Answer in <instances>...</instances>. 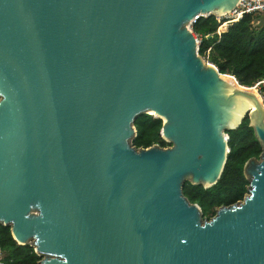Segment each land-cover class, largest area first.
I'll return each instance as SVG.
<instances>
[{
  "label": "water",
  "instance_id": "1",
  "mask_svg": "<svg viewBox=\"0 0 264 264\" xmlns=\"http://www.w3.org/2000/svg\"><path fill=\"white\" fill-rule=\"evenodd\" d=\"M241 1L0 0V223L37 264H264V100L191 28ZM141 113L170 147L133 145ZM246 116L248 193L205 218L184 184L217 183Z\"/></svg>",
  "mask_w": 264,
  "mask_h": 264
},
{
  "label": "trees",
  "instance_id": "2",
  "mask_svg": "<svg viewBox=\"0 0 264 264\" xmlns=\"http://www.w3.org/2000/svg\"><path fill=\"white\" fill-rule=\"evenodd\" d=\"M226 20V17L210 14L200 16L192 22L194 34L201 37L199 53L222 74L233 75L242 86L254 87L264 79V14L245 13L218 34V28ZM259 91L264 94V85L260 86ZM134 124L137 129L132 140L134 146L146 148L154 144L162 147L170 144L162 138L161 118L141 113L135 118ZM226 133L230 150L217 183L204 187L187 180L183 187L185 196L200 205L205 218L214 216L222 205L227 206L243 200L249 186L244 164L251 157L259 158L262 152V145L248 116L237 128L226 130ZM41 258L32 245L19 244L14 239L9 225L0 223V262L37 264Z\"/></svg>",
  "mask_w": 264,
  "mask_h": 264
},
{
  "label": "built area",
  "instance_id": "3",
  "mask_svg": "<svg viewBox=\"0 0 264 264\" xmlns=\"http://www.w3.org/2000/svg\"><path fill=\"white\" fill-rule=\"evenodd\" d=\"M245 13L264 14V0H242L241 3L237 6V8L228 14L233 15L234 16L233 19L237 20L238 18L242 17ZM233 19L227 20V23H225L226 26H228L229 23L233 22ZM219 28L217 32L218 34H221V32H223L225 28H222L221 30ZM200 42H201V37H199V44ZM261 85H264V79L260 80L257 83V86L259 88Z\"/></svg>",
  "mask_w": 264,
  "mask_h": 264
},
{
  "label": "rangeland",
  "instance_id": "4",
  "mask_svg": "<svg viewBox=\"0 0 264 264\" xmlns=\"http://www.w3.org/2000/svg\"><path fill=\"white\" fill-rule=\"evenodd\" d=\"M219 17H226L227 18V20H232L233 18H234V16L233 15H230V14H228V15H224V16H219ZM227 20H226V22H224L222 25H221V27L219 28L220 30L222 29V28H225L226 27V24L225 23H227ZM234 20V19H233ZM200 45V44H199ZM203 58L205 59V61L206 62H209V63H212V62H210V61H208L207 59H206V57L205 56H203ZM256 89H257V91H258V93L260 94V96L262 97V99L264 100V94L263 93H261L260 91H259V87L256 85V86H254ZM165 141H167V143H170V142H168L169 140H166L165 139ZM158 145V144H157ZM172 144L170 143V144H168V145H166V146H163V147H170ZM0 263H2V262H0Z\"/></svg>",
  "mask_w": 264,
  "mask_h": 264
},
{
  "label": "bare ground",
  "instance_id": "5",
  "mask_svg": "<svg viewBox=\"0 0 264 264\" xmlns=\"http://www.w3.org/2000/svg\"><path fill=\"white\" fill-rule=\"evenodd\" d=\"M233 21H235V19L233 20ZM212 63H210V65H211ZM222 75H224V74H222ZM224 76H230V75H224ZM234 81L236 82V80H235V78H234ZM237 83V82H236ZM250 107V106H249ZM152 112V111H151ZM154 113V112H153Z\"/></svg>",
  "mask_w": 264,
  "mask_h": 264
},
{
  "label": "crops",
  "instance_id": "6",
  "mask_svg": "<svg viewBox=\"0 0 264 264\" xmlns=\"http://www.w3.org/2000/svg\"><path fill=\"white\" fill-rule=\"evenodd\" d=\"M228 25H230V23H229ZM227 27H228V26L225 27L224 31L227 29Z\"/></svg>",
  "mask_w": 264,
  "mask_h": 264
}]
</instances>
